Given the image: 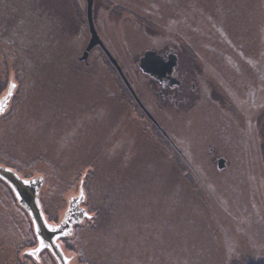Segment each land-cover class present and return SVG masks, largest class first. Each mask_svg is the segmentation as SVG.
<instances>
[{
	"label": "rangeland",
	"instance_id": "374dc122",
	"mask_svg": "<svg viewBox=\"0 0 264 264\" xmlns=\"http://www.w3.org/2000/svg\"><path fill=\"white\" fill-rule=\"evenodd\" d=\"M92 21L152 119L99 47L78 60L89 39L86 0H0V97L10 80L16 84L0 115V164L26 179L42 177L39 202L50 223L61 220L82 186L89 218L61 241L70 264L264 261V147L258 152L243 141L248 119L235 112L240 122L224 117L218 126L204 106L209 116L192 132L184 111L200 97L187 94L174 105L138 68L147 50L173 46L183 68L187 53L197 52L208 74L220 68L228 81L236 59L233 66L246 76L249 65L239 54L247 62L264 58V0H93ZM15 32L35 45L30 57L7 46ZM263 64L249 74L255 97L233 87L234 74L230 93L264 105ZM220 156L224 170L217 168ZM8 188L0 184V264H55L49 253L37 260L26 255L37 245L32 222Z\"/></svg>",
	"mask_w": 264,
	"mask_h": 264
},
{
	"label": "flooded vegetation",
	"instance_id": "af4514ba",
	"mask_svg": "<svg viewBox=\"0 0 264 264\" xmlns=\"http://www.w3.org/2000/svg\"><path fill=\"white\" fill-rule=\"evenodd\" d=\"M175 44H176V42H175ZM95 48H98V47H95ZM152 51H155L157 53V55L161 57L162 62L167 61V58L170 55H174L176 57V63H175V66H174L170 75L165 74V76H162V77H160V76L159 77H153V76L144 74L139 69L143 75L149 77L150 79H152L156 83L158 90H159L158 91L159 95L163 96L162 91H167L168 97L170 99H172L171 101H173L174 105H177V103L181 101V99H182L181 97H187V94L189 97H191V96L192 97H200V99L197 101L194 100L193 98L190 100V103L187 107L188 114L184 111V113L188 117L187 124H190L192 132H193L194 128L198 129L197 125H199V123H200L199 127H201L203 125L204 119L208 118L209 115H204L205 110L203 109V107L206 106L204 108L206 110H208V109L210 110V113H211L210 116L213 119H218L217 120L218 126H220V122H221L220 120H222V118H224V117H229L231 120H233V118H234V122H236V121L240 122L237 119V116L239 115V118H240L244 115V119L247 118L248 121H246L244 123V126L241 127L242 128L241 129L242 130L241 136L243 137V141H246L247 139H249V141L252 143V145L254 147V150L258 151V152L260 151V149H262L264 147V132L262 133L261 137H259L260 139H258L259 142L257 144V133L255 130L257 108L258 107L262 108V107H264V105L258 106L256 103V100L253 98V97H255L256 91L258 88L257 83L254 80V78H253L252 84L250 85V83H249V82H251V79L249 78L250 77L249 74L252 75V73H253L252 71H257V69H255L256 65H257V63L263 62V60H264L263 57H260L261 59H259V60L250 59V61L247 62L249 60V58L243 57V56H241V54H239L240 59L249 65V72L250 73L248 72V74H245L246 76L241 75L240 73L242 70H240V68H236L233 66L234 64H236L235 62H237L236 59H233L234 64H232L231 68L229 69V70L232 69L233 72H230L231 74H229V75H225V77L226 78L228 77V79H229L228 81H225L223 79H220V76H221L220 68L211 70V72L209 74H211V73L216 74V75H212V76H210L205 71L206 59L203 58L202 54L199 55L197 52L187 53V56L189 58V61L187 63L188 67L183 68L182 59H181V56H180L179 52L177 51L176 47L170 46V47H167V49H165L163 51H161V50H152ZM262 66H263L262 70L264 71V64ZM224 70L226 72H228L225 68H224ZM232 74L237 75V77H236L237 78V84L233 87H236L238 85H242V86H244V90H247L246 91L247 94H248V91L253 92L252 93V95L254 94L253 97L247 98L245 96V98L241 99L238 97L237 94L232 95L230 93V91H231V88H230L231 84L230 83L233 80ZM168 76L174 79V81L172 82L173 84H170V81L167 79ZM206 76L208 78H210V80H211L210 84L208 83L209 79H207ZM214 76H217V77L215 78ZM225 84L228 87L229 86L230 87L226 88ZM126 90L129 93V95L132 97L128 88H126ZM132 99L135 102L133 97H132ZM183 100H185V98H183ZM135 104L144 113V111L141 109V107L136 102H135ZM196 105H200V107L195 111ZM241 107H242V109H241ZM215 112H217V116H216ZM235 112H238V115L236 117H233V114ZM239 112H240V114H242V116L239 114ZM263 112L264 111H262V113ZM144 115L147 116L146 113H144ZM263 115H264V113H263ZM200 117H202V118L200 119ZM154 128L163 136V138L165 140H167L170 143L172 148L180 156H182L184 158L185 162H187L188 165L190 166V169L195 171V167H194L195 165L192 164L191 163L192 161L187 156H184L183 152L180 151V149L178 148V145L176 144L173 136H171V135L169 136L164 131V129L160 126V124L158 122L155 123ZM199 131H201V130H199ZM212 131L219 132L220 128L219 129L215 128ZM257 146H258V149H257ZM219 160L222 161V165H221L220 170H224L228 166L227 160L225 157H221V156H220V158L216 159L217 163ZM217 168H218V166H217Z\"/></svg>",
	"mask_w": 264,
	"mask_h": 264
},
{
	"label": "water",
	"instance_id": "95a60500",
	"mask_svg": "<svg viewBox=\"0 0 264 264\" xmlns=\"http://www.w3.org/2000/svg\"><path fill=\"white\" fill-rule=\"evenodd\" d=\"M92 2L93 0H86V20L89 39L78 60L85 62L90 51L95 47H99L110 64L115 68L123 84L128 88L134 100L138 103L141 109H143L146 115L152 119L133 92L116 60L111 56L102 41L99 39L92 21ZM175 63L176 57L174 55L168 56L167 61L162 62L161 57L158 56L155 51L148 50L144 52L143 56L138 60V68L144 74L153 77H162L165 76V74H171ZM167 79L170 81V84H173V78L168 76ZM15 86L16 84L10 80L7 85L6 93L4 96L0 97V115H2L8 107ZM221 165L222 161L219 160L217 163L218 169L221 168ZM0 180L9 187L16 202L28 214L32 222L37 245L35 248L27 250L26 255L37 260L39 254L47 251L51 255L55 264H70V258L66 257L63 252L61 241L62 239L72 236L74 227L82 224L85 219L89 218V213L83 206L85 192L82 189V186L79 189L78 195L71 197L68 200L67 208L61 220L58 223H50L46 220L39 202L38 191L40 189V183L42 182L41 176L26 179L18 175L15 171L0 165Z\"/></svg>",
	"mask_w": 264,
	"mask_h": 264
},
{
	"label": "trees",
	"instance_id": "16d2710c",
	"mask_svg": "<svg viewBox=\"0 0 264 264\" xmlns=\"http://www.w3.org/2000/svg\"><path fill=\"white\" fill-rule=\"evenodd\" d=\"M15 39L14 40H12V41H7V46H10V47H16V52L17 53H19V55L21 56V55H26V56H28V57H30V54H31V52L33 51V49L34 50H36L35 49V45L33 44V49H31V47H30V43L27 41L28 40V38L25 36V34L24 33H21L20 34V36H18L17 35V33L15 32ZM21 58H23L24 59V57H22L21 56ZM107 58V57H106ZM107 61H108V59H107ZM121 79V78H120ZM122 81V80H121ZM123 83V82H122ZM124 85V84H123ZM124 87H125V85H124ZM126 88V87H125ZM163 137V136H162ZM0 165H2V164H0ZM6 166V165H5ZM6 167H10V166H6ZM12 168V167H11ZM14 169V168H13ZM4 184L5 185V183L3 182V181H1L0 180V184ZM6 186V185H5ZM9 189V188H8ZM10 191V190H9ZM11 196H12V194H10ZM12 199L14 200L15 198H13V196H12ZM15 201V200H14ZM51 222V221H50ZM89 227V226H88ZM63 240L64 239H62V242H63ZM35 243V242H34ZM48 254V252L47 251H44V252H42L41 254ZM247 264H264V261H255V260H249V262L247 263Z\"/></svg>",
	"mask_w": 264,
	"mask_h": 264
},
{
	"label": "bare ground",
	"instance_id": "6f19581e",
	"mask_svg": "<svg viewBox=\"0 0 264 264\" xmlns=\"http://www.w3.org/2000/svg\"><path fill=\"white\" fill-rule=\"evenodd\" d=\"M118 74V73H117Z\"/></svg>",
	"mask_w": 264,
	"mask_h": 264
}]
</instances>
